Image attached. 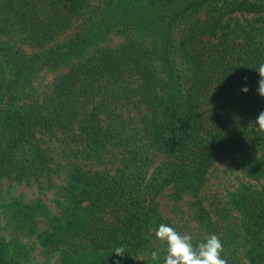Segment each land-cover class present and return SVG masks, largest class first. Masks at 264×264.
<instances>
[{
    "label": "trees",
    "instance_id": "obj_1",
    "mask_svg": "<svg viewBox=\"0 0 264 264\" xmlns=\"http://www.w3.org/2000/svg\"><path fill=\"white\" fill-rule=\"evenodd\" d=\"M168 2L0 0V179L50 177L46 137L69 154L104 150L121 160L116 171L70 170L69 204L38 236L64 264H143L138 252L147 228L170 226L156 211L154 154L166 156L159 174L176 181H194L214 155L233 150L249 170L264 172V132L249 128L264 112L255 70L264 62V0ZM70 28L73 34L58 38ZM112 29L122 35L115 44L107 43ZM62 65L36 98L33 75ZM239 84L249 91L215 114L209 104ZM134 107L143 110L136 119ZM237 201L240 225L218 233L222 258L264 264V196L243 188ZM11 207L30 231L47 210L21 199ZM196 217L212 224L204 211ZM118 246L123 256L113 252ZM25 251L0 242V264L18 263Z\"/></svg>",
    "mask_w": 264,
    "mask_h": 264
},
{
    "label": "rangeland",
    "instance_id": "obj_2",
    "mask_svg": "<svg viewBox=\"0 0 264 264\" xmlns=\"http://www.w3.org/2000/svg\"><path fill=\"white\" fill-rule=\"evenodd\" d=\"M182 2L183 0H169L168 5ZM198 13L203 16V9L201 8ZM74 30L75 28L68 29L58 38L73 34ZM121 39L122 35L114 29L107 33L109 44H115ZM26 49L31 50L27 46ZM66 68L67 66L62 65L38 70L31 82L34 96L40 99L49 88L54 75ZM241 92L242 84H239L228 97L221 98L215 103L212 101L209 106L213 108L215 114H219L223 106L230 105ZM139 108L131 109L132 118H138L143 111ZM43 145L53 157L50 177L42 178L39 182L0 179V242L9 248L16 247L17 250H20L21 246L26 248L15 264H64L62 253L58 249L49 250L40 242L38 236L41 231L48 228L49 217L61 214L63 208L69 204L65 188L70 183V170L78 164L84 169L116 171L121 165V160L115 158V155L110 156L108 151L103 150L100 155L76 156L67 153L58 140L48 137ZM165 159L166 156L162 153L154 154L150 166L151 173L156 171L155 176L159 177L156 182L160 184L155 196L156 211L179 233L191 235L192 243L212 234L218 236L221 230L240 225L242 210L237 198L243 188H250L264 196V172L249 170L240 150L214 155L202 175L194 181L166 179L167 174L161 176L158 168ZM14 199H21L24 202L40 201L47 208L35 216L36 224L33 230L30 231L16 223L11 207ZM200 211H204L207 219L212 221L209 220L212 223L210 226L205 227L199 222L196 214ZM211 226L214 228L210 229ZM156 230L151 225L145 231L146 239L138 252L143 264H162V258L167 254V245L156 238ZM153 251L159 252L160 260H152Z\"/></svg>",
    "mask_w": 264,
    "mask_h": 264
},
{
    "label": "clouds",
    "instance_id": "obj_3",
    "mask_svg": "<svg viewBox=\"0 0 264 264\" xmlns=\"http://www.w3.org/2000/svg\"><path fill=\"white\" fill-rule=\"evenodd\" d=\"M255 70L260 77L258 93L264 97V62H261ZM242 91L247 93L249 89L244 87ZM249 128L258 133L264 132V112H261L254 122H250ZM155 236L167 245V254L163 256L162 264H228L221 255L223 252L222 241L215 234L206 237L204 242L193 245L191 235L181 234L169 225L160 224ZM113 252L117 256H123L126 250L123 246H118ZM151 258L154 261L161 259L158 251H153ZM116 264H119V261Z\"/></svg>",
    "mask_w": 264,
    "mask_h": 264
}]
</instances>
